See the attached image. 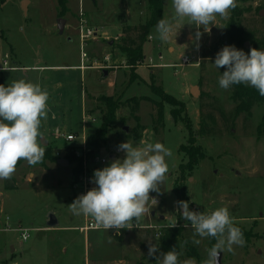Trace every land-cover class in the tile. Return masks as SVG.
Returning a JSON list of instances; mask_svg holds the SVG:
<instances>
[{"label": "rangeland", "instance_id": "374dc122", "mask_svg": "<svg viewBox=\"0 0 264 264\" xmlns=\"http://www.w3.org/2000/svg\"><path fill=\"white\" fill-rule=\"evenodd\" d=\"M23 1L7 0L0 4V77L5 86L24 79L48 91V118L42 121L40 129L46 138L42 145L68 164L56 160L46 161L45 166L41 163L29 166L21 160L13 175L16 188L6 189V180H0V199L5 209L3 221L0 220V228H5L0 230V264L150 263L149 241L157 243V230L174 222L186 228V238L199 253V259L193 258L196 264L207 259V249L213 245L210 237L196 236L201 241L199 245L192 242L194 230L182 218L174 193L175 182L181 177L180 165L188 161V156L180 151V146L188 143L186 122L175 118L172 113L175 108L168 103H164V121H158L155 101L161 98L151 83L184 102L185 111L181 114L190 120L196 145L205 154L182 181L189 209L210 212L226 206L235 225L250 233L249 240L244 237L243 247L234 246V253H221V264H264V102L255 105L251 115L235 116L232 89L224 90L218 83L226 68L213 65L216 54L228 45L227 25L238 12L246 29L258 35L264 33V0H237L238 6L229 17L217 18L210 32L199 29L202 35L198 40L195 25L185 24L176 36L174 28L167 42L156 39V26L152 27L143 47V61L134 68L127 65L118 48L123 36L118 32L121 26L146 22L150 14L148 0H65L67 11L63 17L59 0H28L26 14ZM81 1L88 25L98 28L100 35L106 31L109 34L88 41L86 70L51 69L81 63L78 38ZM171 14V0H165L163 17ZM60 18L65 19L63 32L58 27ZM244 47L248 53L252 46L245 41ZM7 54L11 69L3 70ZM184 55L193 58L191 65H180ZM131 74L134 81H130ZM194 86L199 89L197 96L191 93ZM82 92H86L85 129H81ZM101 96H112L121 102L137 97L139 109L135 119L131 105L119 108L107 133V143L93 147L107 159L98 169L109 166L115 159H123L124 152L112 154V149L127 141L134 146L161 142L172 152L166 158L170 171L167 180L160 193H150L158 203L150 205V212L138 223L133 221V228L126 229V234L124 229L119 234L116 229L80 231L91 218L69 211L68 205L76 199L75 164L65 158L70 144L66 146L54 135L55 128L67 127L81 131L80 137L86 134L89 140L102 123L104 105L97 101ZM89 116H94L97 122L91 123ZM201 128L205 133H201ZM50 213L59 221L57 228L47 225ZM19 227L29 230L28 240H22L21 232L16 230ZM63 245L66 251H62ZM180 252L181 260L192 258L188 257L185 244Z\"/></svg>", "mask_w": 264, "mask_h": 264}, {"label": "clouds", "instance_id": "9594fccd", "mask_svg": "<svg viewBox=\"0 0 264 264\" xmlns=\"http://www.w3.org/2000/svg\"><path fill=\"white\" fill-rule=\"evenodd\" d=\"M237 6V0H171L172 14L157 21L155 38L167 42L174 28L176 36L179 29L188 24L196 26L198 40L202 35L201 27L210 32L217 18L227 19ZM213 65L218 69L226 68L219 77L220 88L228 90L233 85L244 84L264 96V50L250 48L245 53L226 45L216 54ZM48 100V91L38 83L20 79L8 86L0 84V180H10L21 160L29 166L42 163L46 148L42 145L40 129L42 121L48 118ZM118 149L125 153L124 158L95 170L92 182L96 187L68 205L73 215L90 217L97 229H116L117 232L132 229L133 221L138 223L150 212V205L158 203L150 193H160L170 173L166 158L172 156L171 150L161 142L134 146L127 141ZM176 204L182 218L190 222L194 230V244L201 242L196 236L215 239L202 264H219L222 252L234 253V246L243 247L246 243L228 207L200 212L190 210L188 201ZM175 226L174 222L169 228ZM155 238L157 243L149 241L148 256L155 257L158 264H196L193 258L181 260L182 253L175 247L166 253L160 252L159 237Z\"/></svg>", "mask_w": 264, "mask_h": 264}, {"label": "trees", "instance_id": "16d2710c", "mask_svg": "<svg viewBox=\"0 0 264 264\" xmlns=\"http://www.w3.org/2000/svg\"><path fill=\"white\" fill-rule=\"evenodd\" d=\"M7 0H0V4H4ZM59 6L61 7L60 16L63 17L67 11L66 1L59 0ZM164 2L165 0H148L149 7V17L146 22L141 23L137 26L126 25L122 27L123 36L120 38V43L118 45L119 50L121 51L124 59L127 62V65L130 67H136L139 63L143 61V47L147 41L152 27L156 26L157 21L163 18L164 13ZM237 16L232 18L227 25L226 36L228 40V45L235 46L237 49H242L244 51L245 41H249L251 48H258L264 50V33L258 35L255 31L246 29L241 22L239 12ZM154 79V76H151ZM134 75H130V81H134ZM0 84H3V79L0 77ZM153 91L157 96L161 98L160 101H155L157 105V119L159 122L164 121V103H168L174 106L172 113L175 118H182L186 122V127L188 129V143L180 146V151L184 152L188 156V161L180 165L181 177L175 182L174 193L177 197V201H188V196L186 194V188L182 184L187 178V173H192L197 167L199 162L205 158V154L202 151L201 146L196 145V136L193 132V126L190 123V120L184 117L181 112L185 111L184 102L178 100L175 96L165 92L162 88L156 87L151 83ZM232 89V100L235 102V116H238L242 113H247L251 115L252 108L258 103L264 102V96H261L258 91L250 86L239 84L233 85ZM100 103L104 105L102 113V123L98 129L91 134L90 144L94 148H100L102 144L107 143V133L110 129V126L115 123L117 119V112L119 108L123 105H131V113L136 117V111L139 109V100L137 97L129 98L126 102H121L120 99H115L112 96H101L97 99ZM179 106V109L176 107ZM201 133H205L204 128H201ZM70 163H74L73 168V177L74 180L79 176L82 168L81 164H77L78 160L73 154H68L65 156ZM58 157L55 155L52 149L46 148L45 156L42 161V165H46V161H56ZM74 184V183H73ZM16 188V183L12 177L10 180H6V189ZM239 227V226H238ZM244 237L249 240L250 233L243 227H239ZM186 228L183 225H176L175 227L166 226L160 229L161 235L159 236V247L160 252H167L175 247L177 252L181 251V246L183 244L187 247L188 257L199 259V253L188 241L185 235ZM123 233L126 234L127 230L124 229ZM119 240H122L121 236H117ZM212 244L215 243L214 238H210ZM157 256L160 255L158 252ZM150 263L142 264H158L155 257H150ZM182 259V256L180 257Z\"/></svg>", "mask_w": 264, "mask_h": 264}, {"label": "built area", "instance_id": "2783aa9c", "mask_svg": "<svg viewBox=\"0 0 264 264\" xmlns=\"http://www.w3.org/2000/svg\"><path fill=\"white\" fill-rule=\"evenodd\" d=\"M79 33H78V38H79V46H80V53H81V67L87 68L85 62L88 60L89 56L87 53V46H88V41L91 39H97L100 36H108V33H102L100 35V30L98 28H94L88 25V21L85 18V11L83 8H81L80 13H79ZM8 54L6 55L4 59V64L7 69H11V67L8 66ZM193 58H190L188 55H184L181 58V63L180 65L185 66V65H191ZM152 63V60L150 61ZM150 63V64H151ZM92 122H97V119L94 116H89L88 117ZM54 135L57 139L63 140L66 143V146L70 144V147L67 146V150L69 154H73L78 162L77 164H81V172L79 176L75 179L73 182V187L76 189V198L79 195L86 194L87 191H89L91 188L96 187V185L92 182L93 180V174L94 171L98 169L99 166H103L107 159L106 156L101 154L98 151H95L93 146H91L89 140L87 139V135L83 134L80 137V134L75 131H70L67 130L66 128H57L54 131ZM122 151L118 149V147H114L112 149V154H118ZM6 229H11L7 228ZM92 229H97L94 226V222L92 219H89L86 221V224L80 228V231L87 232ZM161 229V228H160ZM16 230L21 232V238L22 240L26 241L29 239L30 233L29 230L23 227L16 228ZM120 231L118 232V234ZM161 232L160 230H157L156 236H160Z\"/></svg>", "mask_w": 264, "mask_h": 264}, {"label": "crops", "instance_id": "0c3cea01", "mask_svg": "<svg viewBox=\"0 0 264 264\" xmlns=\"http://www.w3.org/2000/svg\"><path fill=\"white\" fill-rule=\"evenodd\" d=\"M83 6V2L81 1V5H80V7H79V13H80V10H81V8H83L82 7ZM83 10H84V8H83ZM79 13H78V15H79ZM85 18H86V13H85ZM122 27L123 26H121V28H120V30H119V34H123V32H122ZM66 30V29H65ZM108 34H109V32L108 31H106ZM59 68H76V69H79V70H86L87 68H82L81 67V63H80V65H74V66H65V67H60V66H51V69H59ZM4 70V69H3ZM52 81V80H51ZM4 85V84H3ZM82 100H83V112H82V122H83V120L85 119V117L86 116H84L85 114H86V111H85V109H86V92L84 93V92H82ZM52 114H53V116H52V118H56V112L53 110V112H52ZM82 122H81V129L83 128V129H85V124H84V122H83V126H82ZM90 122L91 123H95V122H92L91 120H90ZM57 128H66L67 129V127H57ZM57 128H55V129H57ZM55 129H54V131H55ZM67 130H70V131H74V130H71V129H67ZM75 132H81V131H78V130H76ZM82 132H84V131H82ZM54 136V135H53ZM45 137H43L42 138V140L44 139ZM46 139V138H45ZM49 141V140H48ZM62 159H60V160H58L56 163H59V164H63V163H61L60 161H61ZM63 165H66V164H63ZM49 168H50V165H49ZM3 195V194H2ZM1 200V199H0ZM3 202H2V200H1V208H0V220H2L3 221V217H2V214L4 213V211H5V209L3 208V204H2ZM51 214V213H50ZM49 214V215H50ZM53 214V213H52ZM56 220H57V225L56 226H50L49 225V216H48V220H47V225L49 226V228H51V229H54V228H57L58 227V223H59V221H58V219L56 218ZM83 227V226H82ZM81 228V227H80ZM0 230H5V228L3 227V228H0ZM122 240H123V238H122ZM62 251H66V246L65 245H63L62 246Z\"/></svg>", "mask_w": 264, "mask_h": 264}, {"label": "water", "instance_id": "95a60500", "mask_svg": "<svg viewBox=\"0 0 264 264\" xmlns=\"http://www.w3.org/2000/svg\"><path fill=\"white\" fill-rule=\"evenodd\" d=\"M27 1H28V0H24V1H23V4H22V7H23V9H24L25 14L27 13V12H26V10H27V8H26V2H27ZM64 23H65V19L60 18V19H59L58 27H59V30H60L61 32H63L64 29H65V25H64ZM246 44H247L248 47H250V45H249L248 42H246ZM104 74L107 75L108 72L105 71ZM191 93H192L193 96H197V95L199 94V89H198V87H197V86L192 87V89H191ZM126 130H127V127H126ZM60 162L63 163V164H66V165L68 164V161H67L66 159H62ZM152 214L154 215L155 212H152ZM160 218L163 220L165 217L162 215ZM49 225H50V226H56V225H57L56 217H55V215L52 214V213L49 215ZM221 259H222V255L220 254V256H219V264H221Z\"/></svg>", "mask_w": 264, "mask_h": 264}]
</instances>
